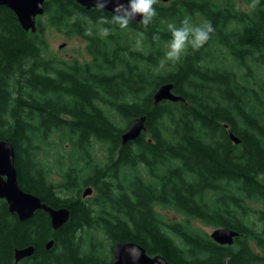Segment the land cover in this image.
<instances>
[{
  "label": "trees",
  "instance_id": "trees-1",
  "mask_svg": "<svg viewBox=\"0 0 264 264\" xmlns=\"http://www.w3.org/2000/svg\"><path fill=\"white\" fill-rule=\"evenodd\" d=\"M154 8L147 28L106 25L101 37L98 19L112 12L77 0H46L36 32L0 5V140L15 148L20 186L70 210L55 230L46 211L22 221L0 198V264L28 246L34 254L17 264H112L115 244L129 241L170 264H264V0ZM185 17L215 31L161 64L168 24ZM47 27L87 40L91 59L46 56ZM168 82L186 102L154 104ZM143 115L146 129L123 144ZM88 187L97 194L86 199ZM157 205L186 220H167ZM192 219L239 235L219 244Z\"/></svg>",
  "mask_w": 264,
  "mask_h": 264
},
{
  "label": "water",
  "instance_id": "water-1",
  "mask_svg": "<svg viewBox=\"0 0 264 264\" xmlns=\"http://www.w3.org/2000/svg\"><path fill=\"white\" fill-rule=\"evenodd\" d=\"M85 9L94 8L93 0H77ZM169 2L171 0H161ZM46 0H0V5L11 9L18 17L20 23L27 31H37V18L45 12L44 5ZM120 3L127 4L129 0H119ZM116 6V0L107 4L105 10L112 12ZM142 17L137 16L134 23H139ZM174 83L168 82L162 84L154 93V104L157 105L162 101L186 102L182 95H178L174 91ZM146 129V116L136 118L129 128L122 135L123 144L138 139L142 132ZM232 139L239 143L240 140L231 133ZM15 148L12 143L6 140H0V198L5 199L9 205V210L16 213L20 220L24 221L34 216L36 211H46L50 218L52 227L57 230L63 226L70 218V210L65 207L53 208L44 203L40 197L25 191L19 184L18 171L15 165ZM93 188L89 187L85 190L84 196L90 195ZM211 237L219 244L232 245L235 238L239 235L234 229L220 226L215 227L211 233ZM54 241L50 240L46 247L50 249ZM132 248L139 249L141 255L135 264H170L166 257L161 254L150 255L144 246L137 242H119L113 248L112 264H134L130 258ZM34 246L17 248L15 250V261L18 263L26 257L34 254ZM229 264V260L225 261Z\"/></svg>",
  "mask_w": 264,
  "mask_h": 264
},
{
  "label": "clouds",
  "instance_id": "clouds-1",
  "mask_svg": "<svg viewBox=\"0 0 264 264\" xmlns=\"http://www.w3.org/2000/svg\"><path fill=\"white\" fill-rule=\"evenodd\" d=\"M113 0H93L94 8L97 11L103 12L108 3ZM256 0H254L255 4ZM157 0H129L127 4L120 3L116 0V6L111 18L101 16L98 19V34L101 37H107L111 34V27L106 26H117L120 29H126L135 20L137 16L142 17L139 24L147 28L156 17L157 12L154 5ZM254 6V5H253ZM168 31L171 34V39L168 42V50L165 53L164 60L161 64L170 61L178 62L181 55L190 47L193 50H199L202 48L211 38V34L215 31L210 21L204 22L199 25H195L191 22L190 17H185L177 26L176 24H168ZM91 35V33H88ZM154 40H158V36H153ZM137 45H140L138 40ZM132 255L131 259L134 264L139 260L141 255L139 249L132 248L129 250Z\"/></svg>",
  "mask_w": 264,
  "mask_h": 264
},
{
  "label": "rangeland",
  "instance_id": "rangeland-1",
  "mask_svg": "<svg viewBox=\"0 0 264 264\" xmlns=\"http://www.w3.org/2000/svg\"><path fill=\"white\" fill-rule=\"evenodd\" d=\"M46 37L48 41V49L46 51V56L48 57H55L67 60L76 57L83 62L89 61L91 59L87 52V40L80 36L67 35L54 27H47ZM54 179L57 181L59 178L58 176H56L54 177ZM96 194V190H93L92 194L86 196V199L92 198L96 196ZM157 209L167 220H186V217L176 210L169 209L161 205H157ZM192 221L195 227H198L208 233H211V231L215 228L199 220L192 219Z\"/></svg>",
  "mask_w": 264,
  "mask_h": 264
},
{
  "label": "flooded vegetation",
  "instance_id": "flooded-vegetation-1",
  "mask_svg": "<svg viewBox=\"0 0 264 264\" xmlns=\"http://www.w3.org/2000/svg\"><path fill=\"white\" fill-rule=\"evenodd\" d=\"M161 1V0H160ZM163 2V1H162ZM165 3V2H164ZM169 3V2H168Z\"/></svg>",
  "mask_w": 264,
  "mask_h": 264
}]
</instances>
